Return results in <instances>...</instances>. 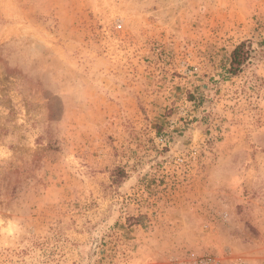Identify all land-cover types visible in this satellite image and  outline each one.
<instances>
[{
  "label": "rangeland",
  "instance_id": "obj_1",
  "mask_svg": "<svg viewBox=\"0 0 264 264\" xmlns=\"http://www.w3.org/2000/svg\"><path fill=\"white\" fill-rule=\"evenodd\" d=\"M0 264H264V0H0Z\"/></svg>",
  "mask_w": 264,
  "mask_h": 264
},
{
  "label": "trees",
  "instance_id": "obj_2",
  "mask_svg": "<svg viewBox=\"0 0 264 264\" xmlns=\"http://www.w3.org/2000/svg\"><path fill=\"white\" fill-rule=\"evenodd\" d=\"M244 42L239 43L230 53L229 67L225 70L227 73L235 75L240 71L241 65L247 60L248 54L244 50Z\"/></svg>",
  "mask_w": 264,
  "mask_h": 264
}]
</instances>
